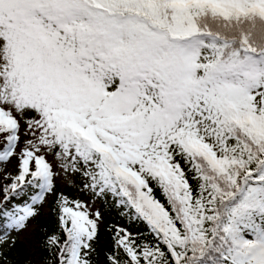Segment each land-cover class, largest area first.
Returning a JSON list of instances; mask_svg holds the SVG:
<instances>
[{"label": "snow or ice", "instance_id": "6c2138e0", "mask_svg": "<svg viewBox=\"0 0 264 264\" xmlns=\"http://www.w3.org/2000/svg\"><path fill=\"white\" fill-rule=\"evenodd\" d=\"M0 173V264H264V0H0Z\"/></svg>", "mask_w": 264, "mask_h": 264}, {"label": "trees", "instance_id": "16d2710c", "mask_svg": "<svg viewBox=\"0 0 264 264\" xmlns=\"http://www.w3.org/2000/svg\"><path fill=\"white\" fill-rule=\"evenodd\" d=\"M67 194L69 196H74V195L69 194L68 192ZM102 210L104 211V215H105V224L114 223V224H120L121 226H128L125 224L124 220H122L120 217L117 216L115 211H110L107 208H104ZM48 219L51 220L50 217ZM130 230L135 232V231L142 230V229L140 227H132ZM107 236L108 234L103 232V226H102V237L106 240Z\"/></svg>", "mask_w": 264, "mask_h": 264}, {"label": "rangeland", "instance_id": "374dc122", "mask_svg": "<svg viewBox=\"0 0 264 264\" xmlns=\"http://www.w3.org/2000/svg\"><path fill=\"white\" fill-rule=\"evenodd\" d=\"M16 160L15 159H13L12 160V162H11V164L8 166V171H11L12 173H15L16 172ZM4 181H3V174L2 173H0V183H3ZM69 194H71V195H76V193L75 192H72L71 190H66ZM0 199H2V194H0ZM82 199H86L85 197H83ZM11 257L13 258V259H17L18 258V256H17V253L16 252H12L11 253Z\"/></svg>", "mask_w": 264, "mask_h": 264}]
</instances>
